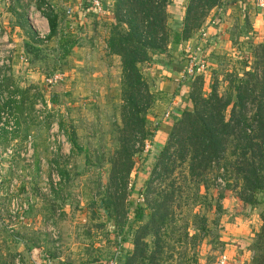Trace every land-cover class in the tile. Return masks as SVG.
Returning <instances> with one entry per match:
<instances>
[{"label": "rangeland", "instance_id": "374dc122", "mask_svg": "<svg viewBox=\"0 0 264 264\" xmlns=\"http://www.w3.org/2000/svg\"><path fill=\"white\" fill-rule=\"evenodd\" d=\"M78 1L83 3L84 0ZM186 3L187 0H170L166 7V29L170 36L177 31L185 15ZM91 9L95 13L87 12L88 31L79 35L67 32V39L72 46L77 43L93 52L95 60H85L82 49L84 61L71 63L61 57L60 47L55 50L53 45L56 42L51 38L46 44L39 42L38 48L34 46L25 50L28 53L25 64L18 58L19 52L9 62L0 58V75H9L0 83V88L12 84L19 91L12 75H21L25 69L32 68L42 77L40 88L44 95L48 88L43 78L58 77L51 89L53 101L58 107L56 114L60 126L71 142L70 159L56 163L63 178L59 190L53 199L44 198L41 204L31 207L29 225L20 224L14 228L26 250L20 260L23 264H31V252L36 251L52 258L55 264H122L130 253L135 252L133 264H219L223 256L227 259L226 264H251L237 256L233 248L247 243L240 240L246 233H250L251 245L255 243L261 227L257 226L256 220L260 221L264 214V194L257 193L250 203L240 199L242 181L232 169L239 154L238 150L232 153L236 149L235 141L227 146L229 163L214 165L201 176L187 174V163L176 157V144L170 146L168 159L169 164L172 159H177L175 165L171 163L166 172L157 169L154 173L153 168L168 143V137L160 147L150 145H154L160 117L169 118L171 110L162 116L152 114L153 103L147 110L144 130L135 126L133 136L128 137V151L137 150L132 158L131 174L122 181L123 186L120 185L119 189H108L111 159L117 157L116 153L121 149V60L119 56L107 55L100 47L105 44L113 23L111 13L99 14L93 7ZM44 12H48L47 9ZM64 12H61L64 19H76L72 12ZM195 34L199 37L200 30ZM89 37L95 38L92 44L83 45L85 38ZM70 49L66 53H72ZM227 51H220L213 64L208 65L211 68L204 79L202 94L208 95L214 85L226 96L235 84L248 82L246 87L254 88L255 92L242 112L251 120L258 107L257 99L253 101L252 98L256 95L257 84L264 79V42L237 47L232 55ZM155 59L153 56L140 65L149 86L153 82L147 75L148 68ZM143 99L138 107V117L147 105ZM27 100L24 105L21 100L15 107L20 122H24L23 134L36 133L35 167L31 175L33 180L28 186L35 189L42 181L38 174L39 158L49 162L50 155L44 145V130L25 123L24 117L33 107V95ZM46 172L43 168L42 173ZM147 182H150L149 186ZM243 195L248 200L246 192ZM156 202L161 206V212L152 219L150 211ZM145 203H149V207ZM138 211L142 212L140 218H137ZM52 216L59 230L57 245L42 230L43 219ZM247 220L251 223H246ZM142 234H145L144 238L134 250V241ZM12 244L4 241L0 248L5 245L15 249L16 244ZM140 249L146 252L143 257ZM16 257L0 255V264H15Z\"/></svg>", "mask_w": 264, "mask_h": 264}, {"label": "trees", "instance_id": "16d2710c", "mask_svg": "<svg viewBox=\"0 0 264 264\" xmlns=\"http://www.w3.org/2000/svg\"><path fill=\"white\" fill-rule=\"evenodd\" d=\"M169 1L101 0L106 13H111L113 18L106 37L108 55L120 57L122 72L120 98L122 127L119 136L121 149L116 153L117 157L111 159L108 189H119L120 185L123 186L122 181L131 174L134 165L132 158L137 150L131 153L128 151L126 147L128 137L133 136L135 126L144 130L148 119L147 110L157 99V95L152 90L154 82L152 80V85H148L140 65L148 62L155 55L166 53L169 46L191 38L205 24L207 17L210 16L211 19L218 16L220 19V12L215 11L213 14L211 12L216 8L222 10L230 2V0H187L185 15L179 23L180 31H175L170 36L166 29L168 19L166 7ZM83 6L85 11L95 13L91 9V0H86ZM47 11L43 14L48 20V39L52 37L58 39L64 56L72 43L68 41V35L58 36V13L54 10ZM36 41L41 42L37 38ZM203 85L202 76L197 75L193 78L188 98L190 108L183 110L173 122L168 143L158 157L153 172L156 173L157 169L166 172L168 166L171 163L175 165L176 160L179 159L187 163L188 175L201 176L214 165L220 166L221 162L226 165L229 163L227 146L229 142L235 141L236 149L232 153L235 154L238 150L239 154L232 164V169L242 181L243 192L240 193V199L250 203L255 200L257 193L264 194V79L257 84L256 95L252 98L253 101L257 99L258 107L251 120L242 112L246 102L255 92L254 88L246 87L248 82L241 81L240 84H235L231 93L226 96L219 93L214 85L211 86L208 95H203ZM141 92H144L143 95ZM141 99L147 105L142 115L138 117ZM71 141L76 146L73 137ZM173 144L177 145L178 155L177 159H172L169 164V148ZM149 185L150 182H147V186ZM245 192L248 200L243 195ZM112 196H114L113 192ZM145 206L149 207V203H145ZM151 208L150 217L155 219L161 212L159 211L161 206L156 202ZM141 214L142 212L138 211L137 218H140ZM260 221V230L256 233L255 243L252 244L254 256L250 261L251 264H264V214L261 215ZM144 235H139L135 239L134 250L138 249L137 246L142 242ZM134 253H130L122 264H133ZM143 255H146V252L141 250L140 256Z\"/></svg>", "mask_w": 264, "mask_h": 264}, {"label": "crops", "instance_id": "0c3cea01", "mask_svg": "<svg viewBox=\"0 0 264 264\" xmlns=\"http://www.w3.org/2000/svg\"><path fill=\"white\" fill-rule=\"evenodd\" d=\"M28 3H32L40 9L47 4V10H54L58 13V36L60 34L67 36V32L79 35V33L88 31L87 28L90 25L87 24V12L89 10L85 11L84 6L78 0H0V52L5 62L14 60L15 54L18 52L20 53L18 58L22 57L25 59L28 54L25 50L28 51L29 48L33 49L34 46H37V48L40 46L39 42L36 41L34 31L29 27L23 14ZM51 4H53V9H51ZM68 8L73 10L72 14L75 15L76 19L63 18L62 13L66 12ZM222 11L218 23L208 26L207 38H201L200 35L197 37L195 34L187 40L169 46L166 53L155 55L156 59L154 62L148 63L147 75L153 80L152 90L157 95L151 112L162 116L164 112L171 110L169 118L162 119L160 117V122L155 132L154 145H150V147L155 145L160 147L168 137L172 122L180 116L183 110H189L190 99L188 98L193 78L199 75L204 80L211 68L208 65L211 66L213 64L212 62L220 51L225 49L228 50L227 53L229 55H232L237 47L242 48V45L248 43L257 44L264 42V10L256 7L252 0H230ZM214 12L215 9L211 14ZM40 14L43 18L39 20V24L49 29L45 14H43V11ZM209 17L206 18L204 23L207 22ZM177 31H180V24L177 26ZM52 39H55L56 44L53 46L55 50H58V39L54 37ZM94 39V37L85 38L83 45L87 42L92 44ZM232 39L234 44L231 42ZM100 47L108 55L106 42ZM82 49H84L86 54L85 60L96 59L92 57L95 55L93 52L86 51L84 46L77 43L70 49L72 53H66L62 57L74 64L81 63L84 61ZM195 54L203 59L205 67L198 69V64H194L193 70L188 72V63ZM31 59L33 60L34 57H31ZM25 61H21V63L25 64ZM23 72L21 75H12L16 87H18L22 95L23 101H19L22 105L27 103L26 101L31 97L32 90L41 86L42 80L38 70L31 68L25 69V72ZM256 221L257 226H260L261 222L259 220ZM246 223H251V220H247ZM240 240H246L247 243H243V247H241L242 243H240V247L233 249L236 251L237 256L250 262L254 256L250 233H246L244 239L241 238ZM4 241L7 244L8 238L4 239ZM14 246L16 247L15 249L5 245L1 246L0 255L17 256V253H20V255L26 253L23 245L16 244Z\"/></svg>", "mask_w": 264, "mask_h": 264}, {"label": "built area", "instance_id": "2783aa9c", "mask_svg": "<svg viewBox=\"0 0 264 264\" xmlns=\"http://www.w3.org/2000/svg\"><path fill=\"white\" fill-rule=\"evenodd\" d=\"M252 1L256 7L264 10V0ZM83 3L80 2L82 5ZM46 7L47 4L41 9H37L34 5L27 4L23 13L36 38L44 44L48 42L49 29L42 27L39 20L43 18L40 13ZM91 7L99 14L106 12L101 0H91ZM51 8H53V4H51ZM219 10L221 9H215L220 12V17L222 11ZM71 12V9L68 8L65 13L70 14ZM218 21V16L207 20L200 29V37L208 36V26L215 25ZM0 58L2 59L1 52ZM20 59L25 61L22 57ZM202 60L197 54L193 55L188 63L187 71L191 72L194 64H198V69H203L205 63ZM8 76L0 75V83ZM44 78L46 88H48L46 91L44 90L46 94H41L44 92L40 87L32 90L33 107L29 114L25 112L26 117H24L27 125L33 124V127L37 126L39 130H44V145L50 155L49 162L39 158L38 174L41 175L42 181L35 189L28 186L33 180L31 175L35 167L36 133L30 131L23 134L24 122H20L15 107V104L22 100L20 91H16L12 84L0 88V243L8 238V245L9 243L23 245L21 237L14 232V228L20 224L29 225L31 223L28 217L31 207L41 204L44 198L53 199L63 181L56 163L58 161L65 163L70 159L71 142L65 129L60 126L56 114L58 107L53 101L54 96L51 90L58 77ZM43 168H46V173H42ZM42 223L44 234H47L57 245L59 230L55 226V217H47L43 219ZM17 254L15 264H23L19 258L20 253ZM30 261L31 264H55L52 258L42 256L36 251L31 252ZM226 261V257L223 256L219 264H226Z\"/></svg>", "mask_w": 264, "mask_h": 264}]
</instances>
